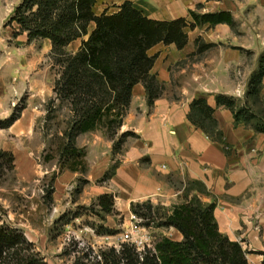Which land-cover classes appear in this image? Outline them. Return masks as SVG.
<instances>
[{"label": "crops", "instance_id": "1", "mask_svg": "<svg viewBox=\"0 0 264 264\" xmlns=\"http://www.w3.org/2000/svg\"><path fill=\"white\" fill-rule=\"evenodd\" d=\"M124 1L96 0L94 11L113 13ZM130 1L145 15L160 20H191L190 10L201 7L203 13L229 11L237 25V12H257L256 15L263 16L260 26L264 27V0ZM90 25L94 28L95 24ZM215 26L231 27L227 23ZM188 36L184 48L159 43L149 50V54L157 55L152 73L163 89L149 104L144 84L134 86L119 134L132 131L135 136H129L119 152L113 154L114 140L106 138L103 132L90 131L77 137L78 146L86 147L88 169L85 173L68 168L57 171L53 210L63 211L70 204H90L104 193L114 195V208L121 214L138 200L172 208L197 197L203 203L215 205L220 232L240 242L247 252L248 264H264V131L243 121L237 123L232 109L217 104V95L228 93L226 84L218 77L224 69L218 72L219 64L210 65L208 56L189 62L191 54H201L194 46L198 35ZM43 39L44 52L34 54L30 47L23 60L24 68H9L8 74L0 77V118L10 116L22 100L24 103L18 119L3 128L17 139L31 136L34 122L47 112L46 99L55 98L52 63L43 68L36 65L51 54V40ZM82 41L70 52H76ZM195 99H205L213 108L210 117L193 109ZM6 150L14 153L17 169L23 155L26 161L33 162L32 151L21 152L16 147ZM113 163L115 172L100 182ZM77 177H83L85 183L71 198L70 190ZM182 238L178 231L177 240Z\"/></svg>", "mask_w": 264, "mask_h": 264}, {"label": "trees", "instance_id": "2", "mask_svg": "<svg viewBox=\"0 0 264 264\" xmlns=\"http://www.w3.org/2000/svg\"><path fill=\"white\" fill-rule=\"evenodd\" d=\"M95 3L96 0H22L9 18L18 25L15 36L26 33L28 41L48 38L52 42V56L60 76L55 81V98L50 104L53 105L55 100L66 102L71 115L67 127L55 136L54 149L59 157L60 170L87 171V150L76 145V139L82 133L102 130L114 140L113 154L120 151L129 136H135L132 131L119 134L134 86L144 84L149 104L163 89L152 73L157 55L149 54L151 48L159 43H174L178 48H184L189 37L187 28L218 23H227L232 28L236 25L229 11L199 13L190 10L191 20L187 17L160 20L145 15L130 0L124 1L113 13L105 10L96 14ZM92 22L95 25L89 32L88 26ZM84 35L88 38L82 41L76 52L66 49L69 43ZM263 78L264 53L259 59L258 70L250 77L252 92L260 91ZM216 100L217 104L232 109L237 123L242 121L244 109L236 110L233 98L219 94ZM192 107L197 113L200 111L209 117L213 111L205 99H195ZM21 110V106L16 107L10 116L0 118V128L10 127ZM255 128L264 131V127L258 124ZM51 157L54 154L47 156ZM13 161L12 154L0 149V174L6 167L12 169ZM115 169L116 164L103 179L110 177ZM47 197L50 198V194ZM114 203V195L104 193L93 205L110 214L115 212ZM161 208L164 212H160ZM214 208L213 203H203L197 197L172 208L154 205L151 200L132 202L131 210L142 219L143 225L173 227L183 238L175 240L163 236L142 250L125 241L120 247L97 251L89 248L74 264H248L247 252L240 242L220 232ZM97 233L111 232L109 228H100ZM0 264L48 263L22 232L1 224Z\"/></svg>", "mask_w": 264, "mask_h": 264}, {"label": "rangeland", "instance_id": "3", "mask_svg": "<svg viewBox=\"0 0 264 264\" xmlns=\"http://www.w3.org/2000/svg\"><path fill=\"white\" fill-rule=\"evenodd\" d=\"M21 2L22 0H0V77L8 74L9 68H12L11 70L24 68L23 60L28 56L27 51L30 47L34 54L45 50L43 38L28 41L26 33L14 35L19 28L17 23L9 21V18L14 8ZM196 11L203 13L201 7ZM256 13L252 12L251 15L245 10L237 12L238 23L234 28L224 29L209 24L195 29L187 28L191 35H198L194 46L196 52L201 54L196 57L194 53L191 54L188 61H200L201 57L208 56L210 65L219 64L216 66L218 72L222 69L224 71H221L218 77L226 84L228 90L226 95L234 99L236 110L244 109L242 121L246 125L255 127V124H258L264 127V81L258 93L252 92L249 88L250 77L258 70L259 59L264 53V27L260 26L263 23L261 20L263 16ZM92 30V25H89L88 31ZM86 36L78 38L70 46L69 43L66 49L73 51ZM50 62L56 81L60 73L59 67L54 64L52 50L51 54H46L45 59L36 65L43 68L50 65ZM222 73L224 75H221ZM51 99H46L44 105L47 112L34 122L31 136L17 139L8 129H0V149L9 152L13 157L12 150L8 151L6 148L16 147L21 152L26 150L33 152V162L26 161V156L23 155L18 165L20 168L17 169L14 158L13 168L6 167L3 174H0V225L4 224L8 228L22 232L27 240L33 243L34 250L48 264H74L89 248L97 251L111 246L120 247L127 237L135 242L142 240L151 245L163 236L177 240V229L171 231L170 228L155 225L147 227L142 224V219L132 212L131 206L129 211L123 214L116 209L114 213H103L98 206L93 205L94 202L65 205L63 211L53 210L52 196L57 171H62L54 149L55 136L61 134L67 127L71 115L66 102L55 100L52 105ZM19 104L23 106V100ZM43 109L41 107V111ZM103 134L109 138L104 132ZM78 143L76 139L77 147ZM49 154H54V157L47 158ZM103 177L100 182L103 181ZM84 183L83 177L75 179L70 190L71 198ZM49 194L50 198L47 197ZM143 201L146 200L135 202ZM160 212L164 210L161 208ZM100 228H109L111 233L99 234L97 230Z\"/></svg>", "mask_w": 264, "mask_h": 264}, {"label": "built area", "instance_id": "4", "mask_svg": "<svg viewBox=\"0 0 264 264\" xmlns=\"http://www.w3.org/2000/svg\"><path fill=\"white\" fill-rule=\"evenodd\" d=\"M225 148L229 149L230 146L226 145ZM252 150H253L254 152H256V150H255L254 148H253ZM171 228H173V227H171ZM124 241H125V242H132V243H134V244L136 245V247L138 248V250H142V249H144L146 245H147V246H151V244L146 243V242H143L142 240L135 242V241L131 240L129 237H127ZM124 241H123V242H124ZM116 247H117V246H116Z\"/></svg>", "mask_w": 264, "mask_h": 264}]
</instances>
